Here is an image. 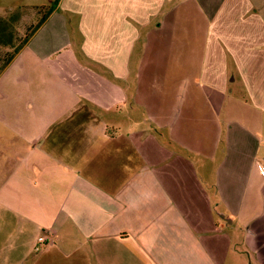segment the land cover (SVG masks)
<instances>
[{"label":"crops","instance_id":"obj_1","mask_svg":"<svg viewBox=\"0 0 264 264\" xmlns=\"http://www.w3.org/2000/svg\"><path fill=\"white\" fill-rule=\"evenodd\" d=\"M49 1L0 3L39 17L0 68V264H264V0Z\"/></svg>","mask_w":264,"mask_h":264},{"label":"rangeland","instance_id":"obj_2","mask_svg":"<svg viewBox=\"0 0 264 264\" xmlns=\"http://www.w3.org/2000/svg\"><path fill=\"white\" fill-rule=\"evenodd\" d=\"M18 1L19 0H12V1L0 0V3L11 5L17 3ZM48 3H52V2L49 1ZM26 13L31 14V16H33V13L31 11H27ZM38 19L36 21H38ZM36 21L24 16V11L21 9L12 12L6 17H0V42L2 41L3 43L6 44L12 43V49L10 51L8 52L0 51V68L5 63H7V61L10 59L12 54L16 52L17 49L24 43V41L30 34V31L33 29L34 25L36 24ZM256 244L258 245V249L262 251V249L264 248V241L258 240ZM40 247L41 244L37 242L35 248L39 249ZM251 261L253 262V264H258L254 257H252Z\"/></svg>","mask_w":264,"mask_h":264},{"label":"trees","instance_id":"obj_3","mask_svg":"<svg viewBox=\"0 0 264 264\" xmlns=\"http://www.w3.org/2000/svg\"><path fill=\"white\" fill-rule=\"evenodd\" d=\"M53 6H45L44 11H42L41 19L37 25H40L47 17V15L52 11Z\"/></svg>","mask_w":264,"mask_h":264},{"label":"built area","instance_id":"obj_4","mask_svg":"<svg viewBox=\"0 0 264 264\" xmlns=\"http://www.w3.org/2000/svg\"><path fill=\"white\" fill-rule=\"evenodd\" d=\"M38 242H39V244H46V243L50 242V237L47 234L42 233V234H40Z\"/></svg>","mask_w":264,"mask_h":264}]
</instances>
